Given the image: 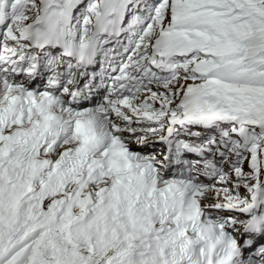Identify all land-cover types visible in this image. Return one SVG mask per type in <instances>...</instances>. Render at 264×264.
Here are the masks:
<instances>
[{"label":"snow or ice","instance_id":"6c2138e0","mask_svg":"<svg viewBox=\"0 0 264 264\" xmlns=\"http://www.w3.org/2000/svg\"><path fill=\"white\" fill-rule=\"evenodd\" d=\"M0 264H264V0H0Z\"/></svg>","mask_w":264,"mask_h":264}]
</instances>
